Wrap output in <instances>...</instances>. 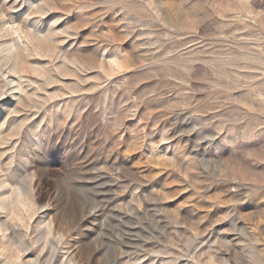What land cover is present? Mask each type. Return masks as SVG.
Listing matches in <instances>:
<instances>
[{"label": "rangeland", "instance_id": "rangeland-1", "mask_svg": "<svg viewBox=\"0 0 264 264\" xmlns=\"http://www.w3.org/2000/svg\"><path fill=\"white\" fill-rule=\"evenodd\" d=\"M0 183V264H264V0H0Z\"/></svg>", "mask_w": 264, "mask_h": 264}, {"label": "bare ground", "instance_id": "bare-ground-1", "mask_svg": "<svg viewBox=\"0 0 264 264\" xmlns=\"http://www.w3.org/2000/svg\"><path fill=\"white\" fill-rule=\"evenodd\" d=\"M63 236H65V233H63ZM69 245H70V243H69ZM95 251H96V249L91 247V246L87 247V248L84 247L83 250L80 251L83 254V259H84L83 260L82 257L79 255L81 253L76 254V251L73 252L72 250H70V247H68L66 249V252L63 254L62 264H96L95 253H94ZM19 260L21 261V259H19ZM102 264H105V263H102Z\"/></svg>", "mask_w": 264, "mask_h": 264}]
</instances>
